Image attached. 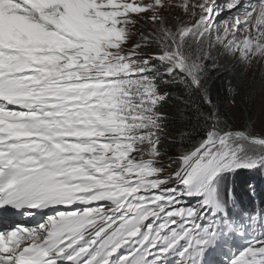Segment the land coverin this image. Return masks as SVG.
<instances>
[{
  "label": "snow or ice",
  "instance_id": "1",
  "mask_svg": "<svg viewBox=\"0 0 264 264\" xmlns=\"http://www.w3.org/2000/svg\"><path fill=\"white\" fill-rule=\"evenodd\" d=\"M257 97L264 0H0V264H264Z\"/></svg>",
  "mask_w": 264,
  "mask_h": 264
},
{
  "label": "trees",
  "instance_id": "2",
  "mask_svg": "<svg viewBox=\"0 0 264 264\" xmlns=\"http://www.w3.org/2000/svg\"><path fill=\"white\" fill-rule=\"evenodd\" d=\"M209 87L212 91V94L215 96L218 91H223L221 86V81L216 80L214 78L210 79L209 81ZM174 92L178 91L177 89H173ZM240 113L244 114V116L247 119H251L254 112H255V104L251 106L249 110V105L246 103H242L240 110ZM256 183L258 186L261 185L260 189L258 188L259 195L257 197L250 198L247 194V185L249 183ZM257 186V187H258ZM233 187L237 194L238 201L242 206H251L255 205L258 206L259 203L264 202V178H261L260 176H257L255 178L251 177L249 173H247L245 170H240L234 177H233Z\"/></svg>",
  "mask_w": 264,
  "mask_h": 264
},
{
  "label": "rangeland",
  "instance_id": "3",
  "mask_svg": "<svg viewBox=\"0 0 264 264\" xmlns=\"http://www.w3.org/2000/svg\"><path fill=\"white\" fill-rule=\"evenodd\" d=\"M234 111H236V110L234 109ZM237 115H242L244 123L250 125L254 122L256 124V126L259 128L261 126V124L264 123V111L261 110V106L259 103V97H257V101L255 103V112H254L251 119H247L244 116V114L240 113L239 111L237 112ZM17 221H19V218Z\"/></svg>",
  "mask_w": 264,
  "mask_h": 264
},
{
  "label": "bare ground",
  "instance_id": "4",
  "mask_svg": "<svg viewBox=\"0 0 264 264\" xmlns=\"http://www.w3.org/2000/svg\"><path fill=\"white\" fill-rule=\"evenodd\" d=\"M31 220H38L39 219V216H37V218H29ZM0 220H3L4 222H12L14 221L12 219V215L11 216H7V215H0Z\"/></svg>",
  "mask_w": 264,
  "mask_h": 264
}]
</instances>
